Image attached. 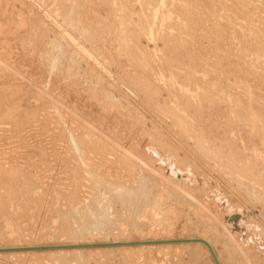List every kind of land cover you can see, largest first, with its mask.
<instances>
[{"label": "rangeland", "instance_id": "rangeland-1", "mask_svg": "<svg viewBox=\"0 0 264 264\" xmlns=\"http://www.w3.org/2000/svg\"><path fill=\"white\" fill-rule=\"evenodd\" d=\"M57 1L0 0V264H264V0Z\"/></svg>", "mask_w": 264, "mask_h": 264}, {"label": "bare ground", "instance_id": "bare-ground-1", "mask_svg": "<svg viewBox=\"0 0 264 264\" xmlns=\"http://www.w3.org/2000/svg\"><path fill=\"white\" fill-rule=\"evenodd\" d=\"M57 1V0H56ZM91 2V1H90ZM90 2H89V4H90ZM95 3H97V1H94ZM55 3V2H54ZM57 3H58V1H57ZM92 4H93V0H92ZM100 4V3H99ZM58 5H61V4H57V6ZM63 6H64V2H63V4H62ZM61 5V6H62ZM95 5V4H94ZM96 5H98V4H96ZM89 6V5H88ZM92 6V5H91ZM101 6V5H100ZM58 8H63V7H58ZM54 9V8H53ZM87 9V8H86ZM60 10V12H63V10L64 9H59ZM62 10V11H61ZM88 10H89V8H88ZM83 11V10H82ZM87 11V10H86ZM92 11V10H91ZM59 12V11H58ZM73 13V15H74V12L72 11V9H69V17H71V14ZM83 13V12H82ZM85 13V12H84ZM87 13V12H86ZM85 13V14H86ZM153 13V12H152ZM88 14H90V13H87L86 15L88 16ZM155 14V13H154ZM167 13H164V15H166ZM63 15H64V13H63ZM92 15V14H91ZM90 15V16H91ZM160 16H162V14L161 15H159V18H160ZM66 17V16H65ZM72 17H74V16H72ZM76 17V16H75ZM75 17H74V19H75ZM85 17V16H84ZM157 17V16H156ZM162 17H165L166 18V16H162ZM88 18V17H87ZM90 18V17H89ZM91 18L93 19V16H91ZM95 18L96 17H94V20H95ZM71 20H72V18H70ZM162 20H163V18H161ZM71 20L70 21H68V22H71ZM73 21H76V20H73ZM72 21V23L73 24H75L74 22ZM153 22H154V20H153ZM92 23V22H91ZM67 24H69V23H67ZM78 24V23H77ZM73 27V26H72ZM77 27V26H76ZM153 27V26H152ZM152 27H151V31H152ZM87 28H89V27H87ZM83 30H84V28H83ZM86 30V29H85ZM88 30H90V28L88 29ZM149 30V29H148ZM150 31V32H151ZM149 32V33H150ZM153 33V32H152ZM84 34V33H83ZM151 36V35H150ZM147 37V36H146ZM129 38V37H128ZM122 39V38H121ZM130 39V38H129ZM123 40H124V38H123ZM122 40V41H123ZM129 41V40H128ZM127 43V42H126ZM125 43V44H126ZM129 46V45H128ZM134 47H136V46H134ZM143 49V48H142ZM57 55V54H56ZM146 59V58H145ZM54 62V61H53ZM53 64L54 63H52V66H53ZM158 68V67H157ZM159 74H161V73H159ZM163 74V73H162ZM166 74V73H165ZM168 74V73H167ZM166 74V75H167ZM158 75V74H157ZM164 76V75H163ZM162 77V76H161ZM160 78V77H159ZM167 78V77H166ZM160 79H162V78H160ZM163 80V79H162ZM168 80V79H167ZM166 80V81H167ZM229 98V97H228ZM259 117H257V119H258ZM261 118H263V117H261ZM260 120V119H259ZM238 122V121H237ZM239 124V123H238ZM258 128L257 126H254V124L252 125V129H254V128ZM260 128V127H259ZM262 128V127H261ZM261 128H260V130H261ZM264 128V127H263ZM232 129V128H231ZM245 129V128H244ZM242 130V129H241ZM257 130V129H256ZM255 130V131H256ZM259 130V129H258ZM259 130V131H260ZM232 131V130H231ZM251 131V130H250ZM245 132V131H244ZM254 132V131H253ZM252 131H251V133H253ZM237 133V132H236ZM246 133V132H245ZM247 134V133H246ZM245 134V135H246ZM252 135V134H251ZM254 136V135H253ZM256 137H258L257 135H255ZM246 137V136H245ZM253 138V137H252ZM252 138H251V141H252ZM242 139V138H241ZM245 139V138H244ZM264 139V138H263ZM254 141H259V138H255V140ZM253 141V142H254ZM256 142H254V144L256 143ZM251 144V143H250ZM253 144V143H252ZM253 144V145H254ZM135 171V170H134ZM139 171V170H138ZM6 172H7V170H4V171H2V173L1 174H3L4 176H6L5 174H6ZM109 172V171H108ZM141 171H139L138 172V174L140 173ZM143 172V171H142ZM142 172H141V174L140 175H142ZM110 173V172H109ZM143 174H145V173H143ZM110 176V175H109ZM120 177H122V176H120ZM146 177L147 176H145V175H142V178L140 177V181H142V185H139V186H137L136 184H134V183H131V185H129V186H123V187H118V189H116L117 187H115V186H112L109 182H107L108 184H110V186L108 187V184L107 183H104V180L101 182V183H104L105 185L104 186H107L106 187V189H110L111 191H113L114 189H113V187L117 190L116 192H115V190H114V192H115V194H114V199H116L118 202H120L121 203V205L123 204V206L125 205V203H128V202H131V203H133L134 204V206H135V204L137 203V204H141L142 205V203H144V202H146L148 199H149V192L151 191V190H149V189H147V188H149L148 186H147V188H146V185H145V179H146ZM137 178H138V176H137ZM152 179V178H151ZM139 181V179H136V181ZM105 181H107V180H105ZM147 181V180H146ZM99 182V181H98ZM148 184V183H147ZM99 185L100 186H102L103 187V184H100L99 183ZM150 185L152 186V184L150 183ZM149 185V186H150ZM111 186H112V189H111ZM150 188H152V187H150ZM38 189H40L39 187L36 189V192H37V190ZM99 189V187L97 188V190ZM105 189V190H106ZM41 190V189H40ZM107 191V190H106ZM41 191H39V193H40ZM98 192V191H97ZM35 193V191L33 192V194ZM38 193V194H39ZM42 193V192H41ZM100 193V192H99ZM36 194V193H35ZM34 194V195H35ZM101 194V193H100ZM100 194H98V195H100ZM103 194H105V192L103 193ZM97 195V193H96V198H98V200H99V198L100 197H102V196H98ZM107 195H109V194H107L106 193V196ZM110 195H112L111 193H110ZM94 197V196H93ZM108 197V196H107ZM112 198V199H113ZM107 199V198H106ZM94 200H95V198H94ZM101 200V199H100ZM105 200V199H104ZM104 200H103V203H104ZM84 201V200H83ZM96 201H97V199H96ZM111 201H113V200H111ZM99 201H97V203H98ZM114 202H116V201H114ZM8 203V202H7ZM14 203H16V201L14 202ZM103 203L101 204L103 207H104V205H105V203H104V205H103ZM107 203V202H106ZM112 204H113V202H112ZM114 204H116V203H114ZM133 204H131L132 205V207H133ZM12 205V204H11ZM15 205V204H14ZM71 205H73V204H71ZM99 204H97V205H95V206H98ZM101 205H100V209L102 208L101 207ZM108 205V204H107ZM107 205H105V206H107ZM128 205H130L129 203H128ZM10 206V205H9ZM78 206V205H77ZM15 207V206H14ZM14 207L13 208H11V206L9 207L10 208V210L11 209H13L14 210ZM129 207H131V206H129ZM141 207V206H140ZM137 208V210H138V207H136ZM72 209H74L73 207H72ZM79 209V208H78ZM77 209V210H78ZM96 209H97V207H96ZM99 208L97 209V210H100ZM107 208H105V210H106ZM134 209H135V207H134ZM76 209H74V211H75ZM109 210V209H108ZM136 210V209H135ZM92 211V210H91ZM124 211V210H123ZM129 211V210H128ZM130 211H131V209H130ZM13 212V211H12ZM78 212H79V210H78ZM95 212H96V210H95ZM99 212V211H98ZM97 212V218H98V215H99V213ZM100 212H101V210H100ZM103 212V211H102ZM134 210H133V216H134ZM131 213H132V211H131ZM73 214H74V212H73ZM75 214L76 215H74L75 217L77 216V212L75 211ZM78 214H80V212L78 213ZM128 214H129V212H128ZM128 214H126V215H128ZM92 215V214H91ZM104 215V214H103ZM106 215H109V214H107V212L105 213V215L104 216H106ZM121 215V214H120ZM124 215V214H123ZM122 215V216H123ZM131 215V216H132ZM73 216V217H74ZM79 216V215H78ZM78 216L76 217V218H78ZM81 216V215H80ZM96 216V215H95ZM100 216L102 217V215H101V213H100ZM121 216V217H122ZM146 216V215H145ZM106 217H108V216H106ZM106 217H104V218H106ZM125 218H127L128 216H124ZM135 217V216H134ZM9 218V217H8ZM128 218H131V217H128ZM10 219V218H9ZM69 219H71L70 217H69ZM123 219V218H122ZM137 219V218H136ZM12 220V219H11ZM10 220V221H11ZM72 220H73V218H72ZM71 220V221H72ZM108 220V218L106 219V221ZM111 220V219H110ZM9 221V220H8ZM74 221H75V219H74ZM77 221V220H76ZM97 221V220H96ZM109 221V220H108ZM128 220H126L125 222H127ZM12 222V221H11ZM11 222H9L10 224H12ZM110 222V221H109ZM112 222V221H111ZM130 222V221H129ZM113 223V222H112ZM114 223H115V221H114ZM128 223V222H127ZM71 224V230H72V232L73 233H75L76 232V230L75 229H73V227L75 228V224L72 226V224L73 223H70ZM3 226V225H2ZM12 226H14L13 224H12ZM6 227V226H5ZM6 228H8V227H6ZM13 228L14 227H12V230H13ZM9 231H11V230H9Z\"/></svg>", "mask_w": 264, "mask_h": 264}, {"label": "water", "instance_id": "water-1", "mask_svg": "<svg viewBox=\"0 0 264 264\" xmlns=\"http://www.w3.org/2000/svg\"><path fill=\"white\" fill-rule=\"evenodd\" d=\"M209 248H210V246H209ZM216 262H217V264H219V262L216 260Z\"/></svg>", "mask_w": 264, "mask_h": 264}]
</instances>
